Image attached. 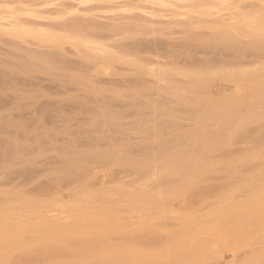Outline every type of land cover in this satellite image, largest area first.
<instances>
[{"label":"rangeland","instance_id":"rangeland-1","mask_svg":"<svg viewBox=\"0 0 264 264\" xmlns=\"http://www.w3.org/2000/svg\"><path fill=\"white\" fill-rule=\"evenodd\" d=\"M106 1L0 0L107 52L0 31V264H263L264 0Z\"/></svg>","mask_w":264,"mask_h":264},{"label":"bare ground","instance_id":"bare-ground-1","mask_svg":"<svg viewBox=\"0 0 264 264\" xmlns=\"http://www.w3.org/2000/svg\"><path fill=\"white\" fill-rule=\"evenodd\" d=\"M71 1V0H70ZM91 1L92 0H85L84 2L85 3H91ZM93 1H95V0H93ZM97 1H99V0H97ZM106 1V0H105ZM151 1H153L152 3H155V5L156 4H159V5H162V6H164V4H165V2L166 1H163V0H151ZM214 1H217V0H214ZM224 1V0H223ZM84 2H80V1H77L76 0V3H72L73 5H71V8H70V6L67 8L68 10H69V8H70V12H73V13H75V11H77V7L79 6V5H81V4H83ZM107 2V1H106ZM222 2V1H221ZM40 3V2H39ZM9 4V3H8ZM221 4V3H220ZM85 5V4H84ZM195 5V4H194ZM83 6V5H82ZM58 7H60V6H58ZM85 7V6H84ZM52 8V7H51ZM89 8V7H88ZM193 8V7H192ZM219 9V8H218ZM65 10V9H64ZM67 10V11H68ZM204 10V9H203ZM23 11H24V9H23ZM42 11V10H41ZM13 12V11H12ZM12 12H10V15L8 16V17H0V31L2 32V33H6V34H16V33H21L23 36L24 35H28V36H31L32 38H34V40H35V38H39V37H41L42 36V38L44 39V41H46V43L48 42V43H50V44H60V43H68V45L70 44L73 48L74 47H81V48H83V49H85V50H89V51H92V53L94 52V53H96L97 55H99L100 56V58H104V57H106L107 56V52L105 53L104 51V47L102 48V44L100 45V44H98L97 43V41L95 40V41H91V40H89V39H91V38H89V39H86V38H84L83 36L81 37V35L79 36L78 34H77V32L75 31L76 30V28H75V30L73 29H67V28H64V27H60V29H61V33H58V34H56V33H54V34H50L49 32L48 33H42V32H39L38 30H34V29H27V28H30V25H29V27H27V28H25V27H23V26H21V25H19V23H18V18H17V20L15 19V14L14 13H12ZM78 12V11H77ZM212 12V11H211ZM237 12V11H236ZM7 13H9V12H7ZM29 13V12H28ZM33 13H34V11H33ZM32 13V14H33ZM92 13V12H91ZM31 14V15H32ZM36 14V13H35ZM237 14V13H236ZM72 15V14H71ZM228 15V14H227ZM245 15V14H244ZM243 15V16H244ZM22 16V15H21ZM32 17V16H31ZM35 17V16H34ZM186 17V16H185ZM247 17V16H246ZM197 19V18H196ZM244 19H246L245 17L242 19V20H244ZM26 20H28V19H26ZM37 22V21H36ZM39 22V21H38ZM185 23V22H184ZM193 23H195V22H193ZM241 23V22H240ZM26 24V23H25ZM34 24V23H33ZM32 24V28H33V25ZM47 24V23H46ZM70 25V24H69ZM49 26V25H48ZM78 26V25H77ZM245 26V25H244ZM236 27H238V26H236ZM38 28V27H37ZM55 28V27H54ZM59 29V30H60ZM121 29V28H120ZM125 29V28H124ZM235 30V29H234ZM122 31V30H121ZM42 33V34H41ZM52 33V32H51ZM246 33V32H245ZM90 34V33H89ZM227 35H229L228 33H227ZM234 38V37H233ZM40 39V38H39ZM238 39V38H237ZM223 40V39H222ZM233 40V39H232ZM42 41V40H41ZM224 41V40H223ZM234 42V41H233ZM256 43V42H255ZM34 44V43H33ZM112 44V43H111ZM110 44V45H111ZM36 45V44H35ZM69 45V46H70ZM104 46V45H103ZM109 46V45H108ZM107 46V47H108ZM75 49V48H74ZM79 48H77V50H78ZM76 50V49H75ZM121 52V51H120ZM123 54V53H122ZM113 56V55H112ZM111 56V57H112ZM94 57V56H93ZM108 60V59H107ZM125 60V59H124ZM140 60V59H139ZM144 62V61H143ZM149 62H150V60H149ZM107 63V62H106ZM210 68V67H209ZM215 68V67H214ZM148 70V69H147ZM252 75V74H251ZM259 78V77H258ZM255 79V78H254ZM251 80L249 83V86L245 89V91L248 93V101L247 102H251V103H253L252 101H256V100H261L260 102H263L264 103V100L262 101V99L264 98V96L263 97H259L258 96V94H259V92L263 89L264 90V80H257V78H256V80ZM182 80V79H181ZM199 80V79H198ZM163 84V83H162ZM165 86V85H164ZM263 94V93H262ZM262 96V95H261ZM209 102H211V101H209ZM219 102V101H218ZM208 104V103H207ZM206 104V105H207ZM210 104V103H209ZM211 104H213V103H211ZM210 104V105H211ZM219 104V103H218ZM215 105H217V103H215ZM220 105V104H219ZM240 105V104H239ZM213 106V105H212ZM224 107V106H223ZM240 107V106H239ZM207 108H209V105L207 106ZM213 108H215V106L213 107ZM217 108H219V107H216L215 108V110H217ZM210 109H212L211 108V106H210ZM210 109H208V110H210ZM212 111H213V109H212ZM208 112H210V111H208ZM220 113V112H219ZM203 114H204V112H203ZM211 114V113H210ZM218 115H220V118L221 119H223V120H233V119H235V121L237 120L236 118H237V116H236V118H235V113L231 110V109H221V113L220 114H218ZM204 116H206L205 114H204ZM204 118V117H203ZM195 141V140H194ZM194 144H195V142H194ZM250 149V148H249ZM209 150V149H208ZM206 152H207V150H206ZM176 160V159H175ZM192 161V158H190L188 161L186 160L184 163H182L181 165L180 164H178L177 162H172L171 164L170 163H168V164H170V165H167V167L163 170V172L164 173H166V174H168V172H170V171H172L173 172V170H174V168H176V167H180L181 169H182V172L184 171V173H186L187 172V169H189V165H188V163L187 162H191ZM192 168L190 169V170H192V171H194V170H196V169H198L197 168V165L196 164H192V165H190ZM204 166V165H203ZM179 168V169H180ZM186 171V172H185ZM192 171H191V173H192ZM162 172V173H163ZM183 173V174H184ZM187 173H190V172H187ZM165 175V174H164ZM167 177V176H166ZM100 185V184H99ZM231 186V185H230ZM263 186V185H262ZM189 189V188H188ZM227 189V188H226ZM260 189V188H259ZM258 188L257 189H255V195H256V197H260V196H262L263 194H264V188H262L261 190H259ZM250 196V195H249ZM144 197V196H143ZM237 198V197H236ZM160 199V198H159ZM194 198H192V200H191V204H192V202L195 200H193ZM102 200V199H101ZM104 200V199H103ZM237 200H238V198H237ZM188 201V200H187ZM128 202V201H127ZM196 202V201H195ZM194 203V202H193ZM95 204V203H94ZM150 204H151V202H150ZM187 205V204H186ZM236 205V206H235ZM234 206H230V207H227V208H224L223 210H221L220 212H219V214L218 215H221V217L223 218H230V216L231 215H234L235 217H236V221H235V225L236 226H238V227H241V226H246V224L247 223H249V221H251V219H252V214L253 213H249V214H242L241 213V210L242 209H244L243 207H242V209H241V207H238L237 206V204H235ZM261 206H259V208H261L262 206H264V205H262V203L260 204ZM187 206H189V205H187ZM208 206V205H207ZM240 206V205H239ZM255 206H257L258 207V205H255ZM34 207V206H33ZM33 207H29V209H28V214H31V213H33V211L35 210ZM206 207V206H205ZM192 208V207H191ZM258 210V209H257ZM105 211V210H104ZM249 211V210H248ZM116 213V212H115ZM218 213V212H217ZM38 214V213H37ZM38 216V215H37ZM91 216V215H90ZM257 216V215H256ZM217 217V216H216ZM220 217V218H221ZM38 218V217H37ZM219 218V217H218ZM234 219V218H233ZM88 220H89V218H88ZM96 220H98V219H96ZM85 221H86V219H85ZM90 221V220H89ZM100 221V220H99ZM234 221V220H233ZM252 221H254V220H252ZM40 222V221H39ZM38 222V223H39ZM87 222V221H86ZM90 223H91V221H90ZM22 224V223H21ZM45 224V223H44ZM84 224H86V223H84ZM97 224V223H96ZM197 224V223H196ZM253 224V223H252ZM255 224V223H254ZM46 225V224H45ZM48 225V224H47ZM89 225V224H88ZM92 225H94V223L92 224ZM248 225V224H247ZM79 227H82V226H79ZM195 227V226H194ZM221 227V226H220ZM253 227V226H252ZM42 228V227H41ZM58 228V227H57ZM243 228V227H242ZM71 229V228H70ZM84 229V228H83ZM235 229H237V230H239L237 227L235 228ZM236 230V231H237ZM195 231V230H194ZM235 231V230H234ZM233 231V232H234ZM196 232H198V231H196ZM222 232H224L223 230H222ZM221 232V233H222ZM220 233V232H219ZM220 233V234H221ZM225 233V232H224ZM227 235H228V231H227V233H226ZM14 235V234H13ZM206 236H207V234H206ZM222 236H223V234H222ZM221 237V236H220ZM226 237V236H225ZM192 241V240H191ZM182 242V241H181ZM221 244V243H220ZM219 244V245H220ZM190 247V246H189ZM189 251H191V250H189ZM207 251V250H206ZM205 252V251H204ZM209 252V251H208ZM242 253V252H241ZM239 254V253H238ZM187 258V257H186ZM186 263V262H185ZM264 264V263H263Z\"/></svg>","mask_w":264,"mask_h":264}]
</instances>
